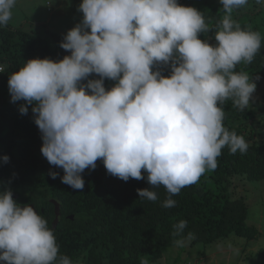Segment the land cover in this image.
Instances as JSON below:
<instances>
[{"label":"clouds","instance_id":"9594fccd","mask_svg":"<svg viewBox=\"0 0 264 264\" xmlns=\"http://www.w3.org/2000/svg\"><path fill=\"white\" fill-rule=\"evenodd\" d=\"M220 3L225 15L213 46L199 38L209 30L204 14L178 0H83L82 23L60 45L71 55L29 60L10 76L12 102H27L20 113L35 104L42 155L64 170L62 183L82 190L81 174L102 158L108 173L123 181L143 180L146 171L153 188L162 185L170 194L163 207L172 208L173 195L217 168L222 149L247 151L245 139L224 126L222 105L229 99L240 110L250 105L257 84L235 69L254 60L261 36L232 18L248 0ZM16 4L0 0V26L8 25ZM169 62L170 77L153 72L155 64ZM93 73L101 79L81 84ZM103 78L118 82L106 91ZM137 192L157 200L153 190ZM186 226L184 220L174 225L181 247L194 238L182 236ZM0 262L73 264L59 254L47 220L31 205L20 206L10 188L0 191Z\"/></svg>","mask_w":264,"mask_h":264},{"label":"trees","instance_id":"16d2710c","mask_svg":"<svg viewBox=\"0 0 264 264\" xmlns=\"http://www.w3.org/2000/svg\"><path fill=\"white\" fill-rule=\"evenodd\" d=\"M181 6L194 7L204 14L208 31L199 38L215 46V35L225 12L220 0H178ZM234 21L242 29L260 33L261 48L250 64L241 63L235 71L246 72L257 84L264 102V1L248 0V4L232 13ZM22 29L0 26V191L11 189L18 196L20 206L33 205L38 214L48 222L59 247V254L68 256L73 264H166L165 260L178 264L179 255L173 259L171 248H184L176 244L180 236H174V225L187 221L182 236L189 233L193 239L190 247L220 245L225 249L235 237L253 241L259 236L256 226L246 224L249 207L244 198H235L231 191L233 178L245 181L264 180V143L257 142L247 121L255 118L256 110L234 107L231 99L222 105L223 124L230 131L242 136L248 145L246 152L231 153L228 147L217 157V168L206 171L199 180L173 195L176 206L163 207L169 197L164 186L153 188L147 181L148 173L142 170L143 180L130 178L123 181L108 173L103 159L96 168L85 169L81 174L85 181L82 190L62 183L64 170L51 165L42 155V133L35 124L32 108L21 114L19 108L27 104L12 102L9 78L29 60L48 58L60 62L71 52L60 47L65 35L58 32L39 33L32 28ZM153 72L160 71L166 78L171 75V62L157 63ZM259 77V81L256 77ZM101 79L91 74L81 81ZM104 79V87L111 90L118 81ZM89 94L91 91L89 90ZM260 112H264L263 107ZM10 160L4 163L3 157ZM50 172H58L52 179ZM137 189L153 190L156 201L141 198ZM59 203L60 217L53 228L55 206ZM73 216V219H71ZM170 250V251H169ZM179 253V252H178ZM250 264H264V247L256 249ZM199 264V263H198Z\"/></svg>","mask_w":264,"mask_h":264},{"label":"rangeland","instance_id":"374dc122","mask_svg":"<svg viewBox=\"0 0 264 264\" xmlns=\"http://www.w3.org/2000/svg\"><path fill=\"white\" fill-rule=\"evenodd\" d=\"M82 2L83 0H17L8 26L12 28L21 26L22 29L29 30L33 24L32 28L39 33L43 32L44 28L48 29L45 34L49 31L66 36L70 30L83 21L84 14L79 10ZM87 31L90 33L91 30L87 29ZM259 80L261 79L257 81ZM259 83L264 84V81ZM262 101V96L256 88L250 105L247 107L256 110L255 118L248 119L247 127L251 129L254 133L253 138L259 143H264V112H260L264 103ZM231 191L235 198H244L247 202L249 215L246 224L256 226L260 233L258 238L247 241L235 237V240L225 249H222L220 245L209 246L204 252L200 251L202 246L190 247L186 243L182 250L178 247L171 248L170 259L178 254V264H250L253 262L256 249L264 247V180L247 182L233 178ZM165 263L173 264L169 260H165Z\"/></svg>","mask_w":264,"mask_h":264},{"label":"water","instance_id":"95a60500","mask_svg":"<svg viewBox=\"0 0 264 264\" xmlns=\"http://www.w3.org/2000/svg\"><path fill=\"white\" fill-rule=\"evenodd\" d=\"M13 198L14 199H17L18 196L13 193ZM52 202H53V204L55 206V218H54V221H53V224L52 225H53V228H55L57 226V224H58L59 217H60V207H59V203L58 202H56L54 200ZM31 206L34 208L33 205H31ZM71 219H73V216H71ZM0 264H5V262H0Z\"/></svg>","mask_w":264,"mask_h":264}]
</instances>
